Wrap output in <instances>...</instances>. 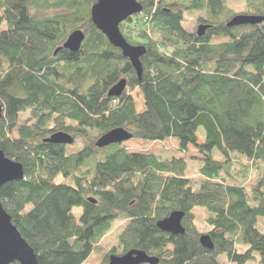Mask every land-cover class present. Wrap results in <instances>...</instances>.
I'll return each mask as SVG.
<instances>
[{"label": "trees", "instance_id": "1", "mask_svg": "<svg viewBox=\"0 0 264 264\" xmlns=\"http://www.w3.org/2000/svg\"><path fill=\"white\" fill-rule=\"evenodd\" d=\"M96 2L0 0V151L24 173L0 189L13 226L38 264H83L115 222L123 223L117 245L100 264L132 250L158 264H222L220 258L264 264V232L257 227L264 178L248 196L224 176L232 155L250 163L246 174L250 166L264 169V21L226 26L237 15L264 18V7L230 15L226 0H138L142 12L119 32L145 48L139 80L92 24ZM192 11L206 14L197 19L208 27L201 37L182 26ZM76 30L85 35L80 50L54 56ZM122 80L121 96L108 97ZM116 128L143 142L176 140L181 153L195 148L198 190L186 178L184 159L129 153L122 144L97 149L96 140ZM57 132L81 147L43 143ZM196 208L206 213L211 251L198 242ZM175 211L185 215L183 235L156 227Z\"/></svg>", "mask_w": 264, "mask_h": 264}, {"label": "water", "instance_id": "2", "mask_svg": "<svg viewBox=\"0 0 264 264\" xmlns=\"http://www.w3.org/2000/svg\"><path fill=\"white\" fill-rule=\"evenodd\" d=\"M142 6L138 0H97L90 11L91 22L94 27L101 32L109 44L118 49L122 56L127 59L135 71L137 78L141 77L140 58L145 54L142 46L129 45L119 32V25L132 16L139 15ZM264 21L260 16H234L226 26L228 28L239 26H254ZM208 29L207 26L200 25L196 30V36L201 37ZM85 39L81 30L73 31L64 44L54 52V56L61 50L77 53ZM126 87L122 80L113 86L107 93L110 98H118ZM3 108L0 105V118ZM132 139V134L123 128L113 129L99 137L95 142L97 149H104L111 145L123 144ZM45 144L72 146L74 138L64 132H57L43 140ZM24 177L22 166L5 157L0 151V189L9 182L21 181ZM88 202L95 204L91 198ZM184 213L180 211L172 212L167 218L159 221L156 227L170 235H183L184 229L181 225ZM201 247L211 251L213 244L208 235H201L198 238ZM38 264L33 250L23 240L18 230L13 226L11 218L3 209L0 202V264ZM108 264H158V259L148 257L144 252L132 250L122 256L111 255L108 257Z\"/></svg>", "mask_w": 264, "mask_h": 264}, {"label": "rangeland", "instance_id": "3", "mask_svg": "<svg viewBox=\"0 0 264 264\" xmlns=\"http://www.w3.org/2000/svg\"><path fill=\"white\" fill-rule=\"evenodd\" d=\"M252 5H260L264 7V0H226V8L229 11L230 15L234 13H243L249 12L252 8ZM206 16L203 12L192 11L185 14V20L182 23L183 28L188 32H195L198 28L199 24L197 19L201 16ZM219 18L225 21L228 18V14H222ZM134 99L137 111L142 110V98L141 96L135 92L132 94ZM28 119V114H22L19 118V124L22 125ZM199 143L203 140L199 137ZM75 148H80L81 145L78 141L75 140L74 145ZM127 152L129 153H136V154H155V155H162L163 157L174 156L176 158H181L186 160L187 162V169H186V178L190 179L193 187V191H197V186L200 184L201 177L198 174V169L201 166V156L197 152V150L191 146L188 147V151L186 153H181L178 150V143L176 140L169 139L165 140L161 143L155 142H143L139 140L131 139L128 142L122 144ZM72 149L71 147H68ZM248 163L244 158L237 157L235 155L231 156V164L228 170L229 175H224L227 179V183L241 186L244 188L245 192L248 196H251L252 190L256 187L258 181L261 178H264V169L258 167L255 169L254 166H250L249 173L246 174L242 172L244 170V166ZM59 179L57 178L55 182L58 183ZM202 209L196 208L194 210L195 218H194V225L196 230L201 235H206L208 232V227L205 225V219L207 218L206 213L201 211ZM74 215L78 217L79 210H73ZM123 223L115 222L113 224V231L107 235L100 244L96 247V249L91 253L88 259L83 264H100L104 255L107 251L117 245V237L120 233ZM257 227L259 230L264 232V219H258ZM200 235V236H201ZM220 262L222 264H229L225 258H220ZM248 264H258L257 261L248 263Z\"/></svg>", "mask_w": 264, "mask_h": 264}, {"label": "bare ground", "instance_id": "4", "mask_svg": "<svg viewBox=\"0 0 264 264\" xmlns=\"http://www.w3.org/2000/svg\"><path fill=\"white\" fill-rule=\"evenodd\" d=\"M199 26H200V25H199ZM199 26H198V27H199Z\"/></svg>", "mask_w": 264, "mask_h": 264}]
</instances>
